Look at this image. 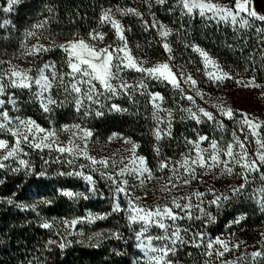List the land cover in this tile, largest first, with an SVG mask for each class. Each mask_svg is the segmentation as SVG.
I'll list each match as a JSON object with an SVG mask.
<instances>
[{"label":"rangeland","instance_id":"1","mask_svg":"<svg viewBox=\"0 0 264 264\" xmlns=\"http://www.w3.org/2000/svg\"><path fill=\"white\" fill-rule=\"evenodd\" d=\"M27 1L0 0V12H2V8L5 12L12 11L19 4ZM221 2H228L231 8H234L236 4V0H221ZM248 7L250 10L254 9L258 15H264V0H248ZM127 9H134L139 15L127 12ZM109 10H111L112 18L119 21L122 26L124 41L119 39L116 30L110 23L101 20V17ZM185 16L193 17L185 14L180 0H166L164 4L157 3L156 0H129L127 3H116L104 8L98 26L85 36L74 35L54 39L48 32H45L47 36L40 35V39H28L21 51L2 54L0 56V75L9 84V90L0 94V100L5 102L0 107V111H7L8 116L12 118L13 123L9 125L10 127H16L18 123L16 118L24 121L31 120L34 125L31 130L21 129L23 133L27 134L28 141L21 139L17 152L7 160L3 159V155L16 146V137H13L7 130L0 129V140H5L8 144L7 149H0V163L4 164L2 168L5 171L24 173L27 179H33L40 186L51 187L55 190L59 199L73 209L72 218L65 219L64 224L70 237L75 239L78 244L98 226H110L122 214L129 218L126 209L129 207L130 200L138 206L150 209L157 205H168L174 208L173 199H175L181 205L190 202L192 207L186 211L174 209L181 218L175 221L169 232L178 229L179 239L176 236H170L165 241H153L156 247L164 244L173 249L165 257L164 264H191L196 255L202 257L200 259L205 264H238L237 261L244 256L252 255V253L260 252L263 249L254 240L257 236L250 228L252 225L250 217L246 214L234 216L231 210L234 205L245 203L253 208L257 207L256 215L259 219L264 220V162H260L257 155L264 153V149L257 143V140L264 143V21L247 16L246 13H240V16L249 20L250 27H239V24L232 25L227 22L216 24L202 19L205 24L223 25L220 27L221 29L217 30V33H224L227 36L226 41L229 42L227 44L230 46L235 41L240 45L246 44L239 57L240 60H238L235 57L224 58L221 54L212 52L201 44L187 42V39L183 38L184 31H186L183 21ZM40 28L44 29L42 26ZM143 28L153 35L157 45L164 53L163 57H154L155 55L148 54L142 39L135 38V33L142 31ZM163 31H168L169 35L162 36ZM97 33L102 34L103 39H92V36ZM78 40H83L97 49L121 48L126 43L128 55L134 61L142 62L146 68L160 63L169 64L172 72L176 75L179 87L174 86L168 80L152 79L133 69L122 68L119 75L129 84L130 87L127 91L113 95L103 91L97 83L96 91L92 93V98L88 99L89 102H95L99 106L103 102L122 103L124 98L128 100V103H131L136 97L147 91L152 106L154 134L161 145L169 144L173 139L175 114L181 115L184 121L191 122L193 124L191 136L187 137L179 157L163 160L169 162L168 168L162 169L161 162L156 167H151L146 157L140 153L139 144L121 134H113L102 141L95 138L94 132L81 123L58 125L52 122L47 127L42 126L28 115V109L18 106L19 101L15 91H24L28 99L38 103L43 114H50L54 110L53 90L59 82L60 85L63 82L64 86L71 85L74 81H71L69 76L61 77L58 73L52 81L51 89L42 96L40 87L35 83H32L31 87L14 86L11 83V79H14L11 77V72L14 69L19 70L27 74L31 80H35L45 65H55L51 60L39 65L40 61L46 59L50 49L58 45L68 58L65 47L69 42ZM165 43L169 45L170 52L163 47ZM34 49L36 50L35 54L30 55L29 53ZM188 51H191L193 56ZM201 51L207 54V57L220 71L228 73L231 78L211 79L209 73L216 71V68L213 67V64L205 63V57L201 55ZM116 63L117 61L114 60L113 64ZM45 75H49L47 69H45ZM188 75L196 80L195 86L185 82ZM64 77L66 79H63ZM253 78L254 86L250 85ZM113 83H119V81L116 80ZM140 83H143L145 87H138ZM78 86L81 88L79 95L88 97L89 86L87 84ZM158 87L166 89L168 95L165 96L162 92L157 91ZM100 92L102 94H99ZM154 93L162 97V100L156 102L159 104V108L153 102L152 94ZM48 96H51L53 103L47 104ZM188 96H191L192 100L187 99ZM45 104H47V111L44 110ZM200 108L210 112L214 119L208 120L201 114L200 122L197 123L190 117L189 110L199 112ZM227 108L233 111L232 118L221 114V109ZM244 113L257 125L255 128L243 123L242 114ZM4 122L7 123V121ZM157 129L160 130V138H157ZM89 131L91 136H85V133ZM49 133H54V135H49ZM200 136L208 137V140L200 144L202 151L208 149L203 153L205 159L211 151L210 140L217 141L221 146L229 143L234 144V141L237 140L243 142V151L234 144V154L238 153L237 158H240L246 152L247 161H257L256 170L244 168L240 164L232 162L228 165L232 168L231 173L227 172L222 163L211 168L200 167L198 164L192 165V170L186 172L184 168L180 167L179 162L189 156L195 157L192 145L188 141H195ZM36 144H39L40 147H36ZM133 145H135L134 154L131 151ZM73 146L76 147L73 148ZM85 147L87 156L97 160L107 159L108 167L105 168L99 163L93 165L85 155L76 154L84 150ZM59 148H73V154H69L67 151L61 152L58 150ZM133 156L144 158L145 166L151 170L152 178L145 179L141 183L134 175L121 176L119 179L128 181L126 189L128 196L126 197L124 193L116 194L117 185L108 177L119 173L125 165L132 167ZM224 159L226 157L221 155L220 160ZM20 160H24L25 164H21ZM173 167L178 171H174ZM76 172H82L85 176L91 175L93 182L89 183L83 176L75 175ZM257 173H260L263 178ZM184 180H188V183L184 184ZM241 185L243 188L239 192H233L234 188H239ZM66 191L72 192L73 196L64 195L63 193ZM225 196L228 199L225 200ZM217 197H220L218 204L212 203ZM117 202L123 210H113ZM225 216L232 218L226 221ZM74 221L75 223H73ZM165 224L173 225V222L165 220ZM130 225V234L133 237L138 257L137 261L139 264H146L147 257L144 250L138 247L139 241L136 238L143 224L139 220L136 222L130 220ZM145 235L146 237L162 236L164 230L158 226L150 225ZM217 239L221 243H216ZM209 242H212V248L207 247ZM225 244L228 248L227 251H224L223 245ZM220 252L223 254L219 255ZM198 257H195L197 264H199Z\"/></svg>","mask_w":264,"mask_h":264},{"label":"trees","instance_id":"2","mask_svg":"<svg viewBox=\"0 0 264 264\" xmlns=\"http://www.w3.org/2000/svg\"><path fill=\"white\" fill-rule=\"evenodd\" d=\"M127 2L129 0H28L12 11L5 12L2 8L0 56L5 52L21 51L28 39H40V35H46L45 32L54 39L85 36L98 26L104 8ZM190 18L200 20V24L184 23L186 31L183 38L187 42L201 44L224 58L240 60L246 44L240 45L235 41L230 46L227 36L217 33L223 25L205 24L200 18ZM145 30L135 33V38L142 39L148 54L163 57L164 53L153 35ZM188 52L193 56L191 51ZM47 60L55 63L61 77L69 72L66 53L58 45L47 52L46 59L39 65ZM0 85H3V92L9 90V84L1 75ZM156 90L168 95L162 87ZM15 93L18 106L28 109V115L38 124L47 127L52 122L58 125L81 123L102 141L113 134H121L139 144L140 153L153 168L167 158L179 157L193 129L191 122L175 114L172 141L159 144L154 134L152 106L147 91L131 103L124 98L122 103L103 102L99 106L89 102L88 97L72 92L70 85L64 86V82L60 85L59 82L53 90L55 107L50 114H43L38 103L28 99L24 91ZM98 112L102 114L97 115ZM257 175L263 178L260 173ZM256 208L241 203L231 210L234 216L246 214L250 217V228L257 236L254 240L263 248L260 256L246 255L237 261L238 264H264V220L258 218ZM72 210L51 187L40 186L37 181L27 179L24 173H11L0 167V264H139L129 218L122 214L112 225L98 226L78 244L70 237L64 224L65 219L72 218ZM224 218L229 221L232 217ZM44 223L50 227H43ZM195 257L191 264H197ZM198 258L199 264H205L200 259L202 257Z\"/></svg>","mask_w":264,"mask_h":264},{"label":"snow or ice","instance_id":"3","mask_svg":"<svg viewBox=\"0 0 264 264\" xmlns=\"http://www.w3.org/2000/svg\"><path fill=\"white\" fill-rule=\"evenodd\" d=\"M157 3L164 4L166 0H156ZM180 4L182 5L183 9L186 10L185 14H192L194 10H198L200 16H205L207 13H211L208 16V19H217L218 21H224L227 23H231L232 25L239 24V27H246L251 26L249 24V20L240 16V13H246L247 16L256 17L260 21H264V15H258L255 10H250L248 7V0H236V4L234 8H226L217 3H214L213 0H180ZM110 11L106 12L102 17V21H107L112 25V27L116 30V33L121 41H124V34L123 29L119 21L112 18L110 15ZM127 12H131L135 15H139L138 12L134 9H127ZM239 17V20H238ZM163 27V26H161ZM259 31V29H257ZM162 36L167 37L169 35L168 31H163L161 33ZM92 39H103L102 34H95L92 36ZM63 47V46H62ZM163 47L167 51H171L169 45L165 43ZM200 51L199 49H196ZM35 49L30 52L29 54H35ZM65 51L68 52L67 58V66L70 69L68 73L65 75L70 77L71 81H74L70 85V89L72 92L79 94L81 92V88L78 85L87 84L89 87L87 89V96L88 99L92 98V93L96 91V84L100 85V88L103 91L111 93L113 95L117 94L121 91H127L130 87L129 84L124 81L119 73L121 69H133L136 72H140L152 79H164L168 80L174 86L179 87V82L176 78V75L172 72L168 63H160L156 64L152 67H144L142 62H136L133 60L131 56L127 53V46L126 43L124 47L121 48H99L97 49L95 46H90L89 44L85 43L83 40L78 41H71L65 47ZM123 55H120V54ZM201 55L205 57L206 64H213V62L207 57V54L201 51ZM117 61L116 64H113V61ZM213 67L216 68V71L210 72L209 77L213 80H221L224 78H231L228 73L220 71L214 64ZM45 69L48 70L49 75H45ZM115 69V71H113ZM58 74V70L56 66L53 65H45L43 69L40 70V75L35 80H31L27 74L22 73L19 70H13L11 72V83L17 87H31L32 83H35L40 87V95L43 96L45 92H48L52 87V81L56 78ZM118 80L119 83H113V81ZM96 82V83H94ZM186 83H191L192 86L196 85V80L193 79L191 75H188L185 79ZM250 85L254 86V78L253 81L250 82ZM138 87H145L143 83H140ZM67 90V89H66ZM0 94H3V85H0ZM99 94H102L100 92ZM47 104H51L54 101L52 100L51 96L47 98ZM152 99L157 108H159V104L156 103L159 100H162V97L159 94H152ZM187 99L192 100L191 96H188ZM5 102L0 100V107L3 106ZM80 101H77L79 105ZM47 104L44 105V110L47 111ZM113 108L119 110L118 106L113 105ZM102 113H97V115H101ZM201 114L204 117H207L208 120H213V115L204 110L203 108L199 109V112H193L189 110V115L192 119L196 120L197 123L200 122ZM221 114L227 116L228 118H232L233 111L230 108L221 109ZM244 117L243 123L248 124L249 127L255 128L257 125L248 118L247 114H242ZM171 116V113H169ZM159 119V117H157ZM18 123L16 127H10L13 123L12 118L8 116L7 111H0V129L7 130L13 137H16V146L12 147L8 150L4 155L3 159L7 160L9 157H12L18 150V146L20 144L21 139L24 141H28L27 134L23 133L21 129H29L34 125V122L31 120L24 121L19 120L16 118ZM4 121H7L5 123ZM170 127V125H169ZM39 131H44L43 129H38ZM19 133V134H18ZM49 135H54V133H49ZM85 136H91V132H86ZM47 138V137H45ZM157 138H160V130L157 129ZM208 140L206 136H200L195 141H188L189 144L192 145V151L195 152V157H186L183 161L179 162L180 167L184 168L186 172L191 171L192 165H199L200 167H207L211 168L213 166H219L221 163L224 165V168L227 170L228 173L232 172V168L228 167L229 163H236L240 164L244 168H251L252 170H256L255 165L257 161H247V153H244L243 157L237 158L238 153L234 154L233 147L235 146L243 151L244 144L240 141H234L233 143H229L227 145L221 146L215 140L209 141V146L211 151L209 152L207 159H205L204 152H207L208 149H204L203 151L200 149V144ZM127 142V141H126ZM257 143L260 144V147L264 149V143H261L257 140ZM36 147H40L39 144L35 145ZM76 146H73L75 148ZM8 144L5 140H0V149H7ZM73 148H59L58 150L61 152L67 151L69 154H73ZM133 154L135 153V145L131 149ZM77 155L83 154L86 156L87 159L91 161V164H100L101 166L107 168L108 167V160L102 159L97 160L96 158L90 157L86 155V147L84 150L79 151L76 153ZM223 155L226 157L223 161L220 160V156ZM258 158L260 162H264V153H258ZM21 164H25L24 160H20ZM132 167L125 165L124 168L120 170L119 173L116 175H109V179L113 181L117 185L116 187V194L124 193L125 196H128L127 192V185L128 181L126 179L121 180L119 177L124 176L126 174L134 175L136 179L140 180L141 183L144 182L145 179H151L152 173L151 170L148 169L145 164V160L143 157H135L133 156L131 161ZM169 162L162 161L160 167L168 168ZM0 167H4V164L0 163ZM174 171H178L175 167H173ZM71 174V173H70ZM75 175L83 176V178L88 181L89 183L93 182V177L91 175H84L82 172H76ZM103 175V173H102ZM188 180H184V184H187ZM243 188L241 185L239 188H234L233 192H239ZM94 190V189H93ZM66 196H73V193L70 191H66L63 193ZM199 195V194H198ZM190 200V198H188ZM224 199H228L227 196ZM220 201V197H217L216 200L212 201V203L218 204ZM173 207L168 205H157L154 208L146 209L142 206H138L134 201H129V207L126 209L129 213V219L133 222L139 220L142 222L143 227L137 234V240L139 241L138 247L144 250L145 255L147 257L146 264H164L165 257L167 256L169 251L173 249L169 248L168 246L161 244L160 247H156L153 244V241H165L170 238V236H176L177 239L180 237L178 236V229L174 232H169V229L174 226V223L177 219L181 218L174 209H180L181 211L190 210L192 205L191 203H186L181 205L175 199H173ZM114 211L123 210L120 208L119 203L115 204L113 209ZM165 220H171L173 225H166ZM239 222V221H237ZM75 223V221L73 222ZM150 225L158 226L159 228L164 230V235L162 236H147L146 233L148 232V227ZM43 227L47 228L50 227L48 223H44ZM49 243H53L49 241ZM216 243H221L219 239H217ZM61 248L64 247L63 244L60 245ZM208 248H212V242L207 244ZM224 251H227V245H223ZM222 255L223 253H218ZM253 257L260 256L261 252L252 253Z\"/></svg>","mask_w":264,"mask_h":264},{"label":"crops","instance_id":"4","mask_svg":"<svg viewBox=\"0 0 264 264\" xmlns=\"http://www.w3.org/2000/svg\"><path fill=\"white\" fill-rule=\"evenodd\" d=\"M213 2L214 3H217L218 5H221L223 7H226V8H230L231 9V7H230V5H229L228 2L223 3V2H221V0H213ZM185 11L186 10H184V12ZM188 15L193 16V17H197V18H201V19H205V20H208V21L213 22V23H216V24H222V23H224V21H218V18L217 19H208V16H210L211 13H207L205 16H200L198 10H194L192 14H188Z\"/></svg>","mask_w":264,"mask_h":264},{"label":"built area","instance_id":"5","mask_svg":"<svg viewBox=\"0 0 264 264\" xmlns=\"http://www.w3.org/2000/svg\"><path fill=\"white\" fill-rule=\"evenodd\" d=\"M183 21L191 25H194L195 22H198V24H200V20L195 21L194 19H191L190 17H187V16L183 17Z\"/></svg>","mask_w":264,"mask_h":264}]
</instances>
